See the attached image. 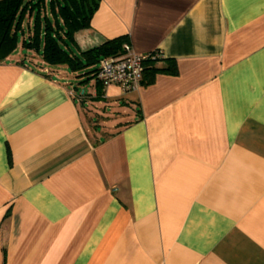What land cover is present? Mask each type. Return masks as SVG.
I'll return each instance as SVG.
<instances>
[{
  "label": "crops",
  "instance_id": "obj_1",
  "mask_svg": "<svg viewBox=\"0 0 264 264\" xmlns=\"http://www.w3.org/2000/svg\"><path fill=\"white\" fill-rule=\"evenodd\" d=\"M32 21L0 61V264H264V0H101L74 51L160 52L128 94L25 49Z\"/></svg>",
  "mask_w": 264,
  "mask_h": 264
},
{
  "label": "trees",
  "instance_id": "obj_2",
  "mask_svg": "<svg viewBox=\"0 0 264 264\" xmlns=\"http://www.w3.org/2000/svg\"><path fill=\"white\" fill-rule=\"evenodd\" d=\"M101 0H0V61L17 47L18 32L26 15L33 16L32 35L22 41L25 49L40 51L41 59L49 65H67L73 71L94 66L100 58L121 53L127 36L108 39L100 45L76 52L74 33L89 27ZM160 58H149L143 73H154L151 63ZM171 74L177 69L173 60L162 68ZM96 68L88 73H94ZM152 79V78H151ZM150 79V80H151ZM149 80V79H148Z\"/></svg>",
  "mask_w": 264,
  "mask_h": 264
},
{
  "label": "built area",
  "instance_id": "obj_3",
  "mask_svg": "<svg viewBox=\"0 0 264 264\" xmlns=\"http://www.w3.org/2000/svg\"><path fill=\"white\" fill-rule=\"evenodd\" d=\"M159 56L160 52L156 50L135 52L128 41L122 45L120 54L102 57L98 61L94 76L102 84H116L123 94H128L140 88L145 61Z\"/></svg>",
  "mask_w": 264,
  "mask_h": 264
},
{
  "label": "rangeland",
  "instance_id": "obj_4",
  "mask_svg": "<svg viewBox=\"0 0 264 264\" xmlns=\"http://www.w3.org/2000/svg\"><path fill=\"white\" fill-rule=\"evenodd\" d=\"M25 33H27V28H25ZM19 38H20V40L19 41H21V39H22V34L21 33H19ZM88 71V70H87ZM79 73L81 74V71L79 70ZM87 74H90V73H87ZM87 89H88V87H87Z\"/></svg>",
  "mask_w": 264,
  "mask_h": 264
}]
</instances>
